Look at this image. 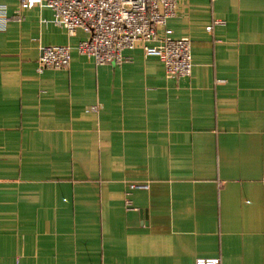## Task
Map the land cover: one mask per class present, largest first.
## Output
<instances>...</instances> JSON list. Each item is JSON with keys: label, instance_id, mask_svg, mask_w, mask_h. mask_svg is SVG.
Masks as SVG:
<instances>
[{"label": "crops", "instance_id": "obj_1", "mask_svg": "<svg viewBox=\"0 0 264 264\" xmlns=\"http://www.w3.org/2000/svg\"><path fill=\"white\" fill-rule=\"evenodd\" d=\"M0 7V264H264V0H180L159 32L191 40L189 77ZM54 45L68 69L37 72Z\"/></svg>", "mask_w": 264, "mask_h": 264}, {"label": "built area", "instance_id": "obj_2", "mask_svg": "<svg viewBox=\"0 0 264 264\" xmlns=\"http://www.w3.org/2000/svg\"><path fill=\"white\" fill-rule=\"evenodd\" d=\"M180 0H19V9L49 7L53 22L74 35L81 29L87 38L77 43L78 54L95 64H121L129 57L126 49L139 43L145 56L159 57L168 75L189 77L193 70L192 43L189 38H174L171 30L160 35L159 29L175 16ZM0 7V30L7 20ZM215 23H219L216 21ZM213 25L207 27L212 31ZM71 47L54 45L41 48L37 72L68 69ZM95 107H92L94 109ZM132 189H147V183H131ZM196 264H221L219 257H199Z\"/></svg>", "mask_w": 264, "mask_h": 264}]
</instances>
